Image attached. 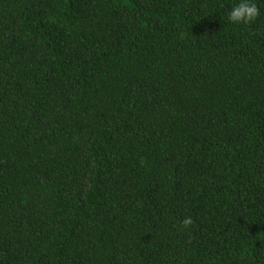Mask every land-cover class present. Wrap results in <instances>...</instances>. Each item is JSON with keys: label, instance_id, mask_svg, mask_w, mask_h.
<instances>
[{"label": "trees", "instance_id": "obj_1", "mask_svg": "<svg viewBox=\"0 0 264 264\" xmlns=\"http://www.w3.org/2000/svg\"><path fill=\"white\" fill-rule=\"evenodd\" d=\"M233 2L0 0V264H264V3Z\"/></svg>", "mask_w": 264, "mask_h": 264}, {"label": "clouds", "instance_id": "obj_2", "mask_svg": "<svg viewBox=\"0 0 264 264\" xmlns=\"http://www.w3.org/2000/svg\"><path fill=\"white\" fill-rule=\"evenodd\" d=\"M260 3H264V0H234L227 10L225 19L234 25H251L262 15ZM181 223L188 227L192 224V219L185 217Z\"/></svg>", "mask_w": 264, "mask_h": 264}]
</instances>
